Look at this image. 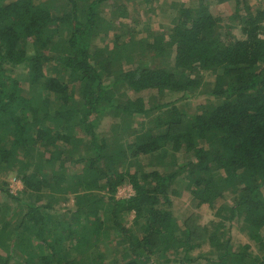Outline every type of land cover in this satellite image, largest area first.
Instances as JSON below:
<instances>
[{
    "label": "trees",
    "instance_id": "trees-1",
    "mask_svg": "<svg viewBox=\"0 0 264 264\" xmlns=\"http://www.w3.org/2000/svg\"><path fill=\"white\" fill-rule=\"evenodd\" d=\"M60 1L0 0V264H264V5L233 0L222 32L173 1L168 31L140 36L129 7L153 0ZM178 178L215 220L177 215Z\"/></svg>",
    "mask_w": 264,
    "mask_h": 264
},
{
    "label": "rangeland",
    "instance_id": "rangeland-1",
    "mask_svg": "<svg viewBox=\"0 0 264 264\" xmlns=\"http://www.w3.org/2000/svg\"><path fill=\"white\" fill-rule=\"evenodd\" d=\"M177 1V2H184L185 5L190 4L195 6L199 0H153V5H154V12L153 11H148L146 10V7L141 6L139 9L135 8L134 6L129 7V12L130 16L128 19L125 21L129 22L130 20L133 22H130L132 26L137 31H140L138 35L143 36L145 33L141 32V28H145L144 25H148L147 28L150 26L153 27L152 29L159 32V31H168V27L171 23L172 18L174 17V9L172 6V2ZM205 3H207L208 6H210L211 11L214 14H218L221 16L222 20V32L226 26H233L231 28L237 27V25L242 24V15L240 13L243 12L242 6H240L237 10H235V5L233 0H229L227 2H221L220 0H203ZM55 6H59L61 4L60 0H53ZM249 7L252 10L257 9L260 6H263V0H248ZM236 11V16L230 17L233 13ZM154 13V16L151 17V15ZM152 13V14H151ZM147 23V24H146ZM237 33V31H236ZM111 37H113V33H109L105 37L99 36L95 39L93 43L96 45L103 46L105 44H108L109 46L111 45ZM208 80H212V77L207 76L206 77ZM150 94H153L149 96ZM138 95H141L145 102L147 104H150L152 96L155 95V98H159L157 93L155 91H142ZM182 95L180 93H174V92H169L164 94V98H162L163 101L166 102H174L176 105L179 107H183L186 104L187 110L192 111L194 107H197L201 105L202 103L205 102L206 96L204 98L202 97H195V98H190L189 100L184 99L183 101L178 100L179 97ZM149 101V102H147ZM111 124V119L108 117H103V119L100 120L99 122V128L100 131L101 129H107ZM105 132V131H104ZM73 170H78L79 167L73 166ZM6 180L8 181V188L11 192L18 191L22 188V183L20 180L15 177L14 173H10L9 175L6 176ZM184 185V181L182 178H178L175 182L173 193L171 194L172 198V205L174 210L177 212V215L180 214H185L189 213L190 209V214L193 213L196 215V218L199 223L201 224H207L211 220H215L216 217L214 216V210L209 208L207 205H203L199 209H193L191 208V199L188 197V193L184 190H182V187ZM175 190L177 193L175 194ZM132 193V188L129 184H123L120 186L117 190V197H128ZM72 201V200H71ZM72 203L70 202L69 205ZM132 215L130 216L131 219ZM230 234L232 236V241L235 245L238 243L243 244L247 242V237L245 234L241 233L238 228V224L234 222L230 226ZM208 246H204L203 249H197L193 251V255L196 256L200 251L207 250ZM254 249V248H253ZM176 264V262L174 263Z\"/></svg>",
    "mask_w": 264,
    "mask_h": 264
}]
</instances>
